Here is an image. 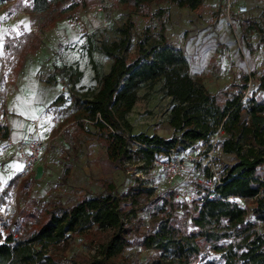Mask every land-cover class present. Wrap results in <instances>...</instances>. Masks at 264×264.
<instances>
[{
	"label": "trees",
	"instance_id": "16d2710c",
	"mask_svg": "<svg viewBox=\"0 0 264 264\" xmlns=\"http://www.w3.org/2000/svg\"><path fill=\"white\" fill-rule=\"evenodd\" d=\"M28 2L31 14H50L52 25L74 9L85 7L84 0ZM117 2L144 17L149 16L152 5L161 3L190 11L201 6V0ZM131 30L129 21L118 29V40L101 44V52L111 63L102 76L92 67L98 83L93 93L80 95L75 91L80 71L66 74L69 100L76 111L72 121L80 130L86 124L96 130L110 162L133 163L139 172L152 170L160 154L175 148L183 150L197 142L209 144L218 129L224 133L221 152L233 155L235 163L225 167L212 191L194 184L196 192L188 202L174 201L173 192L155 197L154 190L142 185L137 177L123 194L116 193L109 183L101 194L82 198L71 207L54 204L38 212L21 209L18 215L23 237L11 229L10 219L1 225L0 264H61L54 251L66 248L73 236L93 229L102 235V241L91 264H116L132 244L129 237L139 233L136 218L147 202L153 204L152 225L142 236L141 247L154 256L146 264H264V230L257 229L259 224L264 225V183L260 180L264 178V74L258 79V97L243 99L247 79L236 92L229 88L211 95L188 74L182 52L168 46L162 33L157 39L144 37L133 45ZM39 45L33 32L5 40L14 78L23 59L36 53ZM157 82L170 98L167 124L173 138L169 140L143 133L133 135L126 119L139 90ZM64 102L60 95L52 105ZM5 118V94L0 91V140L9 139ZM203 174L210 176L207 170ZM11 184L13 181L8 187ZM238 200L247 206L239 205ZM208 253L218 254L219 262L208 260Z\"/></svg>",
	"mask_w": 264,
	"mask_h": 264
},
{
	"label": "rangeland",
	"instance_id": "374dc122",
	"mask_svg": "<svg viewBox=\"0 0 264 264\" xmlns=\"http://www.w3.org/2000/svg\"><path fill=\"white\" fill-rule=\"evenodd\" d=\"M84 4L85 7L74 9L52 25L50 14L34 15L29 12L28 0H22L20 4L0 0V91L5 98L9 94L15 96L21 83L31 82L33 75L44 90L37 92L38 101L43 103V113L35 117L40 118V134L46 147L41 151L36 171L30 178L18 183V170L7 168L10 156L0 161V219H10L11 229L18 233H22L20 220H17L21 209L38 212L54 204L71 207L82 198L101 194L103 187L109 183L114 185L116 193L123 194L138 177L142 185L154 190L155 197L168 196L174 191V201L181 203L182 197L193 196L196 192L190 180L192 160L187 162L183 177L168 187L158 168L143 173L137 171L133 163L110 162L97 139L96 130L89 124L80 130L72 121L76 111L69 100L70 85L66 74L80 71L82 75L75 91L80 95L93 93L98 83L93 79L92 67L102 76L111 63L100 46L118 40V29L127 22L132 25L133 45L144 37L157 39L162 33L168 46L182 52L188 63V74L211 95L229 88H234L233 92H236L247 79L243 99L260 96L257 87L259 77L264 74V0H201V6L196 11L161 3L152 5L147 17L132 12L117 0H84ZM238 6L247 7V13L236 14ZM28 32L37 36L39 49L23 59L21 69L14 78L9 70L11 59L6 57L4 42ZM161 85L157 82L139 90L137 101L126 116L133 135L143 133L166 140L173 138L167 124L170 98L164 95ZM60 95L65 102L52 105ZM62 127L67 128L69 136L58 135ZM223 138L213 136L207 145L197 142L183 150L175 148L171 153L160 154L159 158L171 154L187 160L202 155L219 140L214 147L213 160L217 172H222L235 163L233 155L221 152L219 144ZM5 146L0 144L1 149ZM196 170L203 172L198 164ZM65 171H68L67 175H64ZM11 180L13 184L5 190ZM238 204L247 206L240 200ZM152 209L153 204L147 202L144 210L137 215L139 233L129 237L132 244L125 248L116 264H146L154 256L152 251L141 247L142 236L152 225ZM257 229L264 230V225L259 224ZM101 241L102 235L93 229L73 236L66 248L55 250L54 255L61 264H91ZM207 259L219 262V255L208 253Z\"/></svg>",
	"mask_w": 264,
	"mask_h": 264
},
{
	"label": "built area",
	"instance_id": "2783aa9c",
	"mask_svg": "<svg viewBox=\"0 0 264 264\" xmlns=\"http://www.w3.org/2000/svg\"><path fill=\"white\" fill-rule=\"evenodd\" d=\"M246 13H247V7L245 6L237 7L236 14L244 15ZM259 48L261 49L262 47ZM27 126L30 130L29 139L25 141H17L13 143L15 147V154L13 156V159L21 166L18 174V183L32 176V174L36 170L41 151L43 148L46 147V142H44L40 134V119L36 117L28 119ZM59 134L63 136H69L66 127H62L59 130L58 135ZM219 136H224V133L220 129L217 130V133L214 135V137L218 139ZM3 143L5 145L11 144L10 141L0 140V144ZM218 143L219 140L215 141L213 146L210 149H208L206 152H204L202 155H195L194 157L188 158L187 160L182 157L168 154V156L165 158H158L154 162V167L160 169V171L162 172L164 183L168 187H172V185L178 179L183 177V175L187 171V162L189 160H192L193 165L190 168L191 183L200 185L212 191L213 188L220 183V179L222 176V172L219 171L217 172L213 160V156L215 152L214 147L217 146ZM171 152L172 151H170L169 153ZM196 164L200 165L203 171L202 173H199L198 170H196ZM205 170L209 172L210 176H206L203 174ZM260 180L262 183H264V178H261ZM178 198H180L179 195ZM182 198L183 201L188 202L191 200L192 196L190 195ZM11 205L14 207V200H12ZM248 218L249 215L247 214L246 219ZM17 220H19V218H17ZM7 221L8 219H6L5 217H2L0 219V229L2 223H6Z\"/></svg>",
	"mask_w": 264,
	"mask_h": 264
},
{
	"label": "crops",
	"instance_id": "0c3cea01",
	"mask_svg": "<svg viewBox=\"0 0 264 264\" xmlns=\"http://www.w3.org/2000/svg\"><path fill=\"white\" fill-rule=\"evenodd\" d=\"M30 81L31 82L29 83H21V85L19 86V92H17L15 96L9 94V96L5 98V101L7 103V105L5 106V122L9 129V139L7 141H10L11 144L6 145L2 149L0 148V161H4L6 159V156L9 155L11 161L8 164L7 168L10 170H18L17 176L19 174L21 166L13 159V156L15 154V147L13 143L29 139L30 130L27 126V120L43 113V103H40L38 101L39 96H37L38 91H44L43 86L40 84L41 82L37 78H35L34 75ZM26 84H29L27 85L28 87H26ZM24 119H26L25 123L23 122ZM7 187L5 188V190L8 189ZM1 190L2 189L0 188V192H2Z\"/></svg>",
	"mask_w": 264,
	"mask_h": 264
}]
</instances>
